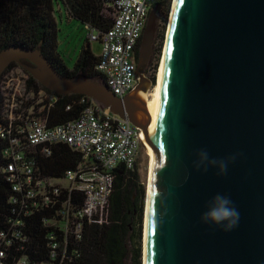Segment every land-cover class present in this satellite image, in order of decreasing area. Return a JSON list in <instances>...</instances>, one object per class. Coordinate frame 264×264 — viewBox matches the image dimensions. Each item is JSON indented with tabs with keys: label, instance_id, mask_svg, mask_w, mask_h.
<instances>
[{
	"label": "water",
	"instance_id": "obj_1",
	"mask_svg": "<svg viewBox=\"0 0 264 264\" xmlns=\"http://www.w3.org/2000/svg\"><path fill=\"white\" fill-rule=\"evenodd\" d=\"M156 26L152 10L141 61L152 53ZM13 62L46 88L85 95L152 136L143 264H264V0H177L151 132L139 86L120 98L106 83L63 75L38 48L20 44L0 51V77ZM202 148L215 158L243 155L218 176L215 167L194 168ZM217 193L240 213L230 232L200 220Z\"/></svg>",
	"mask_w": 264,
	"mask_h": 264
},
{
	"label": "built area",
	"instance_id": "obj_2",
	"mask_svg": "<svg viewBox=\"0 0 264 264\" xmlns=\"http://www.w3.org/2000/svg\"><path fill=\"white\" fill-rule=\"evenodd\" d=\"M162 1L113 0L105 9L113 21L107 31L85 25L88 40L99 42L102 48L96 68L104 76L103 83L120 98L139 86V43L151 10ZM30 75L19 65L0 77V140L8 142L0 155V170L14 184L20 198L15 201L26 209L24 215L56 208V216L46 221L55 229L51 245L56 250L62 245L56 231L81 240L85 222H106L116 170L137 169L145 134L127 116L121 117L96 101L77 119L50 126L49 110L59 96L37 80L36 87ZM56 144H67L81 156L78 166L62 178L44 176L35 166V149L40 147L41 155L49 157ZM11 243L1 232L0 264H29L26 258L10 259L3 244Z\"/></svg>",
	"mask_w": 264,
	"mask_h": 264
},
{
	"label": "trees",
	"instance_id": "obj_3",
	"mask_svg": "<svg viewBox=\"0 0 264 264\" xmlns=\"http://www.w3.org/2000/svg\"><path fill=\"white\" fill-rule=\"evenodd\" d=\"M112 1L0 0V51L16 44L38 48L63 75L103 83L104 76L96 68L99 56L93 53L89 40L72 68L65 63L58 48L56 5L64 8L70 17L103 32L113 23L112 17L105 13ZM171 2L162 1L166 16ZM160 53L161 47L157 51L158 58ZM19 65L13 62L6 71ZM30 76L31 82L38 87L36 79ZM56 94L59 99L49 110L50 126L77 119L84 109L95 102L82 94ZM68 106L71 108L67 109ZM7 145V140H0V155ZM35 150L38 153L35 166L44 176L62 178L81 161L80 154L67 144L52 145L53 153L49 157L41 155L40 147ZM13 185L0 170V233L4 232L6 241L12 242L3 244L11 260L13 257L26 258L29 264H124L130 250L132 264H143V219L147 191L137 170L130 171L124 167L116 170L107 209L108 218L104 224L85 222L81 240H75L71 235L64 237L62 232L56 231L57 240L62 242L56 250L51 245L55 229L46 223L56 216V208H44L24 215L26 209L15 201L19 194ZM79 200L82 201V195Z\"/></svg>",
	"mask_w": 264,
	"mask_h": 264
},
{
	"label": "rangeland",
	"instance_id": "obj_4",
	"mask_svg": "<svg viewBox=\"0 0 264 264\" xmlns=\"http://www.w3.org/2000/svg\"><path fill=\"white\" fill-rule=\"evenodd\" d=\"M172 5L173 0L170 3V8L166 14H164V18L162 19L161 23V35L159 38V41L157 43L156 49L158 51V48L161 47V53L160 58H158L157 54L153 57L152 60V66L147 70L148 73L154 75V82L147 90H143L142 88L140 90L144 92H151L154 88L156 82H157V71L163 56L164 47L166 44L167 39V32H168V26H169V18L172 11ZM61 10V11H60ZM56 14H57V21H58V28H59V51L62 54V57L65 61V63L69 67H73L74 63L76 62L79 53L82 49V47L87 43L88 41V29L86 26L80 22L79 20L70 17L68 13L64 10V8H61L56 5ZM160 44V45H159ZM91 49L95 55H100L101 53V45L97 41H91L90 42ZM156 51V52H157ZM29 64L28 62H26ZM101 83V82H100ZM149 156L146 152V150L143 148L140 152L139 159H138V165H137V172L140 178V181L145 184L146 191L148 187V176H149ZM146 205V200H145ZM144 227H145V216L143 219V238H144ZM143 246V244H142ZM130 249V247H129ZM124 264H132L131 261V251L129 250L128 256L125 259Z\"/></svg>",
	"mask_w": 264,
	"mask_h": 264
},
{
	"label": "clouds",
	"instance_id": "obj_5",
	"mask_svg": "<svg viewBox=\"0 0 264 264\" xmlns=\"http://www.w3.org/2000/svg\"><path fill=\"white\" fill-rule=\"evenodd\" d=\"M197 159L193 166L198 171L207 172L209 167L217 168L216 175L226 176L228 165L234 163L242 153H235L226 158L210 157L206 149L196 152ZM207 210L201 214L200 220L204 224L215 225L224 232H230L239 226L240 213L229 195L217 193L206 204Z\"/></svg>",
	"mask_w": 264,
	"mask_h": 264
},
{
	"label": "bare ground",
	"instance_id": "obj_6",
	"mask_svg": "<svg viewBox=\"0 0 264 264\" xmlns=\"http://www.w3.org/2000/svg\"><path fill=\"white\" fill-rule=\"evenodd\" d=\"M176 2L177 0H173V5H172V11L170 14L169 18V26H168V32H167V39H166V44L164 47V52L163 56L157 71V82L152 89L151 92H144L142 90H138L136 92L137 98H140V101H144L146 103L147 110L149 112V123H148V128L150 130V125L152 122V119L155 115L156 108H157V103L159 99V94H160V89H161V84L163 80V75H164V70H165V65H166V51H167V42L169 39L170 31H171V26H172V20H173V15L175 12V7H176ZM142 99V100H141ZM141 118H144V115L140 114ZM147 147H146V152L149 156V176H148V187H147V192H146V205H145V227H144V238H143V246H144V251L146 253L147 251V227H148V219H149V206H150V198H151V166H152V161H153V155H154V148H153V142H152V136L145 137ZM145 259V258H144ZM146 263V262H145Z\"/></svg>",
	"mask_w": 264,
	"mask_h": 264
},
{
	"label": "flooded vegetation",
	"instance_id": "obj_7",
	"mask_svg": "<svg viewBox=\"0 0 264 264\" xmlns=\"http://www.w3.org/2000/svg\"><path fill=\"white\" fill-rule=\"evenodd\" d=\"M152 10H154L157 15L156 34H155V41L152 45V53L149 56V58L144 61H141V58L139 55L138 66H137V74L141 78L139 82V89L142 88L143 90H147L149 88V85L151 86L154 82V75L148 73L147 70L150 68V66H152L151 64L153 63L152 62L153 57L157 54L156 46H157V43L161 35V23H162V19L164 18V14H165L164 6L162 5V2L156 4ZM141 50H142V40L139 43L140 54H141Z\"/></svg>",
	"mask_w": 264,
	"mask_h": 264
}]
</instances>
